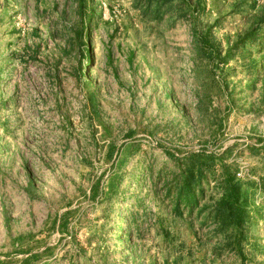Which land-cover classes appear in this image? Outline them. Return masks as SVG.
<instances>
[{
  "label": "rangeland",
  "instance_id": "374dc122",
  "mask_svg": "<svg viewBox=\"0 0 264 264\" xmlns=\"http://www.w3.org/2000/svg\"><path fill=\"white\" fill-rule=\"evenodd\" d=\"M91 5L0 0V264H264V0Z\"/></svg>",
  "mask_w": 264,
  "mask_h": 264
},
{
  "label": "trees",
  "instance_id": "16d2710c",
  "mask_svg": "<svg viewBox=\"0 0 264 264\" xmlns=\"http://www.w3.org/2000/svg\"><path fill=\"white\" fill-rule=\"evenodd\" d=\"M94 13V8L91 5V0H75V21L69 27L70 30L67 31L68 36L66 39V45L73 46L76 52L80 57H83L85 64L86 61L91 60V54L86 51L85 44L90 30L89 17ZM195 35V34H194ZM94 99V96H91V101ZM209 155L198 154L197 159H206L209 160ZM198 165V163H197ZM202 163L199 162L198 171L199 177H201ZM206 167H209L207 163ZM196 167H187L185 170V178L180 187H178L177 192V202L181 200L185 203L191 205L195 201V196H193V190L191 189L190 182H192L195 177ZM222 194L212 206L209 215L215 223H219L221 227L231 226H240L246 219V211L242 206L240 201L241 197V186L240 183L235 181L234 175L230 171H226L223 181L221 183ZM202 192V189L200 190ZM184 195V196H183ZM208 215V216H209Z\"/></svg>",
  "mask_w": 264,
  "mask_h": 264
}]
</instances>
